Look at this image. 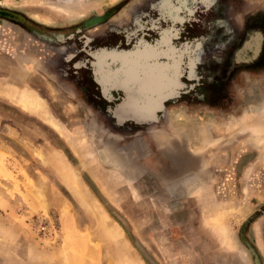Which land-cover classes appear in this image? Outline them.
<instances>
[{
  "label": "rangeland",
  "instance_id": "374dc122",
  "mask_svg": "<svg viewBox=\"0 0 264 264\" xmlns=\"http://www.w3.org/2000/svg\"><path fill=\"white\" fill-rule=\"evenodd\" d=\"M169 3L0 0V264H264V0Z\"/></svg>",
  "mask_w": 264,
  "mask_h": 264
},
{
  "label": "bare ground",
  "instance_id": "6f19581e",
  "mask_svg": "<svg viewBox=\"0 0 264 264\" xmlns=\"http://www.w3.org/2000/svg\"><path fill=\"white\" fill-rule=\"evenodd\" d=\"M102 60L103 59L97 61L96 68H99L101 66ZM145 61L155 63L156 60H154V57L151 56V57H146ZM158 67L165 73L164 72L158 73L156 71ZM121 72L122 74L120 77L109 76V78L112 80L125 82L129 86L133 87L135 91L139 92V94L143 92H147L153 94L160 93L161 95H163L168 93L169 89L173 90L174 89L173 86L174 87L177 86L175 85V69L173 67V62L171 64L169 62H166L164 64L156 65V64H147L143 62L142 57H139V59L124 58V63ZM163 73L167 75L166 79H163L164 78L163 76H166ZM166 80L169 84L168 86H166L167 88L163 86V83Z\"/></svg>",
  "mask_w": 264,
  "mask_h": 264
},
{
  "label": "flooded vegetation",
  "instance_id": "af4514ba",
  "mask_svg": "<svg viewBox=\"0 0 264 264\" xmlns=\"http://www.w3.org/2000/svg\"><path fill=\"white\" fill-rule=\"evenodd\" d=\"M169 1H170V3H169V14H170V17H171L172 20H174L173 21L174 23H178L177 21H179V23H180L181 22L180 20L181 19L182 20L184 19V17L182 16V14L183 13L190 12V10H191L190 7H188V5H186V4L189 3V1H188V3H187V0L186 1H184V0H169ZM196 1H198L199 4H202L203 3V0H196ZM218 2H219V0H214V4L215 5ZM226 12L227 11H225V13ZM217 13H219V12H214V14H216V15H217ZM209 14H212V11H209ZM204 24H205V27H214V28H218V27H230L228 25V23L225 24V23H220L218 21L217 22H214V23L213 22H210L209 25L207 24V22H204ZM249 24H251V23H247V24H245V26H247V25L249 26ZM252 24H255V23H252ZM184 26H186V25H184ZM232 27H235V26L232 25ZM100 59H101V56H100V58L98 57V60H100ZM178 87H180V85H179V83L177 81V86H176L175 89H177Z\"/></svg>",
  "mask_w": 264,
  "mask_h": 264
},
{
  "label": "snow or ice",
  "instance_id": "6c2138e0",
  "mask_svg": "<svg viewBox=\"0 0 264 264\" xmlns=\"http://www.w3.org/2000/svg\"><path fill=\"white\" fill-rule=\"evenodd\" d=\"M241 58H242V59L247 58V54H246V53H241Z\"/></svg>",
  "mask_w": 264,
  "mask_h": 264
},
{
  "label": "water",
  "instance_id": "95a60500",
  "mask_svg": "<svg viewBox=\"0 0 264 264\" xmlns=\"http://www.w3.org/2000/svg\"><path fill=\"white\" fill-rule=\"evenodd\" d=\"M115 71H116V69H114V72L113 73H115Z\"/></svg>",
  "mask_w": 264,
  "mask_h": 264
}]
</instances>
